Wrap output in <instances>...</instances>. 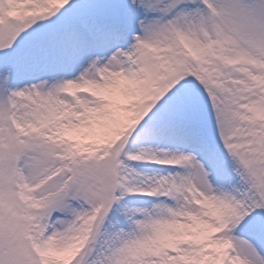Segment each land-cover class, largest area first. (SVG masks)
Returning <instances> with one entry per match:
<instances>
[{"label":"snow or ice","instance_id":"obj_1","mask_svg":"<svg viewBox=\"0 0 264 264\" xmlns=\"http://www.w3.org/2000/svg\"><path fill=\"white\" fill-rule=\"evenodd\" d=\"M0 264H264V0H0Z\"/></svg>","mask_w":264,"mask_h":264}]
</instances>
